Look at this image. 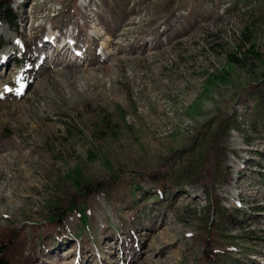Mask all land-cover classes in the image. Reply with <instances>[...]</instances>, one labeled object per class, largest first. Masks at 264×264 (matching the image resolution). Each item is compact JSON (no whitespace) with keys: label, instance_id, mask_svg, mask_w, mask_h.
Wrapping results in <instances>:
<instances>
[{"label":"rangeland","instance_id":"374dc122","mask_svg":"<svg viewBox=\"0 0 264 264\" xmlns=\"http://www.w3.org/2000/svg\"><path fill=\"white\" fill-rule=\"evenodd\" d=\"M0 1L2 264H150L158 233L167 264H264V0ZM36 25L77 34L70 81L32 72Z\"/></svg>","mask_w":264,"mask_h":264},{"label":"bare ground","instance_id":"6f19581e","mask_svg":"<svg viewBox=\"0 0 264 264\" xmlns=\"http://www.w3.org/2000/svg\"><path fill=\"white\" fill-rule=\"evenodd\" d=\"M26 2H27V0H24V3H26ZM18 5H19L18 2H16V7H18ZM85 6H86V4H84V8H85ZM32 13H33L32 9H30L29 10V15H28L29 18H31V17L33 18ZM82 15H83V17H87V21L83 24L82 27H85V25L89 27V30H88V31H90L89 32V38L90 37L93 38L92 40L102 38V35H101L102 32L100 33V29H99L101 27V25H102L101 24L102 21L100 20L98 14H96V13H94V14H92V13L85 14L84 11H83ZM49 26H51L52 29H55V26H54L53 23H51V25H49ZM30 27H29L30 33H27L26 30H25V27H23L24 30H23L22 35H21V37H22L21 40H22V42H24V41L28 42V44H26V46L29 49L28 51L30 52V55H31L32 59H35L38 56L43 59V61L40 64H38L37 71L33 70L32 72L37 76V75H40V74L42 75L43 72L48 71L49 69L54 70V67H59L58 70L55 69V70L59 71L56 74L63 75V77H64L63 81H65V82L68 81L71 78V76H73L75 74V70H73L72 68H75L78 65L77 64L78 62H76V60H74L70 56V53H71V55L76 54L75 51H73L71 40L75 39V36H77V34H75V32L71 33V34H69V37H66V35H63V36H61V35H53L52 34L53 30L50 28V33H48L46 36H44V38L41 39L40 43H38L37 42L38 33L40 32V30L43 27H41L39 25L38 26L36 25V26H33V27L30 26ZM29 30H27V31L29 32ZM31 30H36V31L35 32H31ZM79 30H81V29H79ZM78 34H80V33L78 32ZM103 36H105V35L103 34ZM61 38L63 39V42H65L64 46H58L59 43L57 41L59 39H61ZM103 40L107 44H108V41H110L107 38H104ZM49 43L51 44L50 47H49ZM50 50H51V52L49 53ZM78 52L79 51H77V54L81 57V59H83L84 56H85L84 54L85 53L91 54L92 50L88 51L87 49H85V50H82L81 53H78ZM4 57L5 56L0 58V65H3L5 67V63H4L5 59H4ZM83 64H84V59H83ZM65 68H71V69L69 71H64L63 69H65ZM8 71H9V69H8ZM7 76L10 77L11 74H7ZM63 77H60V78L62 79ZM2 91H4V88L2 89ZM2 91H0V93H2ZM9 156H8V158H9ZM15 157H16V155H15ZM8 158L5 157L4 159L8 160ZM12 158H10L9 161L6 160L7 162L3 161L1 163L2 165H0V171H3V173H4V170L9 169V167L11 169L13 168L14 163H16L13 160H19V157L17 156L13 160H12ZM15 170H13V171H15ZM15 184H18V183L15 182ZM164 218L165 217H163V218L161 217L160 218V222H161V220H164ZM152 235L153 234H151L148 237V240L150 241V244L148 245L147 250L144 251V253H145L144 260H148L150 262V264H167L169 262L168 261V257H164L163 258V255L166 254V249L163 248V246H161L162 244H165V243L168 244L167 235L166 234H160V233L156 234L154 237ZM70 253H72V252L69 251L68 253L64 254L62 257H68ZM109 253H111V252H109ZM37 256L34 258V260H37L36 259ZM40 256H41V254H40ZM51 257L53 259V262L52 263H46V264H56V258L57 257L56 256L55 257L51 256ZM59 259H61V258L58 257L57 261H59ZM247 264H252V263L248 262Z\"/></svg>","mask_w":264,"mask_h":264},{"label":"trees","instance_id":"16d2710c","mask_svg":"<svg viewBox=\"0 0 264 264\" xmlns=\"http://www.w3.org/2000/svg\"><path fill=\"white\" fill-rule=\"evenodd\" d=\"M14 20H15V14L13 13L12 9L9 7V3L6 1H0V25L5 24L9 27L14 22ZM229 62L238 67H242L244 64L243 59H238L234 55H229ZM76 182L77 185L79 186L80 182H78V177L76 178ZM90 189L91 188L88 189L86 188L85 192H88ZM158 195H161V192ZM65 210H66L65 215L69 212H75L76 214L79 215L82 221L85 222L87 220L86 218L87 208L85 205H82L80 207L77 203L70 201L67 204ZM46 221L47 222L59 221V217H57L56 215H52L46 218ZM5 251H6V247H4V245L0 243V264L3 263V255Z\"/></svg>","mask_w":264,"mask_h":264}]
</instances>
